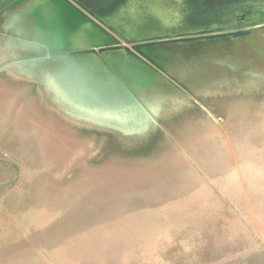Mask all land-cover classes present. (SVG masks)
Returning a JSON list of instances; mask_svg holds the SVG:
<instances>
[{
	"label": "rangeland",
	"instance_id": "374dc122",
	"mask_svg": "<svg viewBox=\"0 0 264 264\" xmlns=\"http://www.w3.org/2000/svg\"><path fill=\"white\" fill-rule=\"evenodd\" d=\"M117 1L107 21L133 40L264 19V0H220L228 12L208 19L217 0ZM45 7L61 37L63 8ZM240 30L145 45L183 87L145 65L124 68L141 109L92 54L68 62L86 65L76 68L81 98H68L67 58L0 69L5 111L35 120H0V264H264V22ZM77 33L72 49L100 43ZM5 48L0 67L15 53ZM24 82L31 92H15Z\"/></svg>",
	"mask_w": 264,
	"mask_h": 264
},
{
	"label": "water",
	"instance_id": "95a60500",
	"mask_svg": "<svg viewBox=\"0 0 264 264\" xmlns=\"http://www.w3.org/2000/svg\"><path fill=\"white\" fill-rule=\"evenodd\" d=\"M59 3V5L63 8V20L61 18L58 20L60 28L63 29L62 36L54 33L50 34L48 32L49 27L51 26V20L48 19L50 16L48 10L45 5L53 2V0H34L31 2L24 3L22 5L16 6L13 9H10L7 12V16L5 18L4 28L9 23H6V20H10L13 23L22 22V27H17L13 24V29L10 31H15L19 34V39H27L30 42L29 46L22 48L19 46V40H16L14 43L16 45L12 46L11 50L17 52V54L10 55L9 61L5 62L0 69L5 68L6 66H10L12 64L17 63H27L29 61H41L42 63H52L61 61L62 58H67L65 65L69 69L68 74V98L76 97L79 98L80 93L79 90L83 89L82 79L84 74L77 71L78 67H86L83 64H72L68 63L69 60L73 61L75 55H80L83 53H88L94 55L95 59H86L96 66V69L99 68V71L102 72L103 75L109 77V81L113 84L116 90L124 92L128 95L134 104L132 107L142 108V103L136 96L134 95L131 87V78L126 73L124 68H128L129 66L134 65H145L159 75H161L166 80L171 81V83L176 88H182L181 84L168 74L158 65L157 61L154 59V54L151 49L145 47V45H152L157 42H147V43H135L130 47L120 44V40H123L126 43L135 42L136 40L127 38L119 29L110 25L107 21V11L112 7H103V8H88L81 4H73L68 0H54ZM217 9L216 10H202V18H210L212 15H216L215 17L221 15L222 8L226 9L228 12L229 5L222 6L220 4V0H217ZM228 4V3H227ZM230 4V3H229ZM227 7V8H225ZM40 8V9H39ZM51 17V16H50ZM59 17H61L59 15ZM206 20V19H203ZM264 19L258 20L254 23H263ZM250 23H245L242 21H238L231 25H220L215 29L218 33L215 34H207L206 31L201 32L197 31V33L201 34L200 36H184L181 38H173L166 41L159 42H167V41H180V40H193L196 38H213V37H223L226 34H230L232 36H242L247 34L246 31L240 30L244 26L251 25ZM229 30H236L232 32H228ZM83 31L86 33H91L89 35L97 36L100 40V43L95 45H89L85 47H77L78 49H72L71 44L74 37L77 36V32ZM208 32H211L208 31ZM226 32V33H224ZM28 33V34H27ZM117 36L119 39H117ZM16 46V47H15ZM6 49V48H5ZM20 51V52H19ZM116 56L117 60L121 62H125V64H117L113 57ZM15 57V58H13ZM85 60V61H86ZM69 64V65H68ZM88 66V65H87ZM75 67V68H73ZM74 70V71H73ZM11 71V70H10ZM98 70L91 71L93 74L98 73ZM111 77V78H110ZM113 81L117 84H114ZM82 94L80 95V98ZM144 107V106H143ZM135 109V108H134ZM145 111V108H143ZM143 111V110H142Z\"/></svg>",
	"mask_w": 264,
	"mask_h": 264
},
{
	"label": "flooded vegetation",
	"instance_id": "af4514ba",
	"mask_svg": "<svg viewBox=\"0 0 264 264\" xmlns=\"http://www.w3.org/2000/svg\"><path fill=\"white\" fill-rule=\"evenodd\" d=\"M31 1H34V0H0V38L8 37V38H11L13 40H16L15 36H17L16 35L17 33L15 31H10V30L5 29L3 27V25L5 24V18L7 16V12L16 6H19V5H22L24 3L31 2ZM68 1H70L71 3H73L75 5L77 3L81 4V5L88 7V8H103V7L107 8V7L116 6L117 3H119L117 0H68ZM211 24L212 23H210V24L209 23L193 24L194 25L193 30H188V28H186L185 30L180 31L176 34H172V35L166 34V35H162V36L143 38L140 40H136L135 42H131L129 44L132 45L135 43H147V42L159 43V41H166V40L173 39L175 37H179L181 35H186V34H190L193 32L210 29ZM198 25H199V27H198ZM5 30H7V31L4 32ZM9 33H13V34H9ZM182 37H184V36H182ZM121 41H123V40H121ZM124 43H126V42H124ZM15 53H17V52H15Z\"/></svg>",
	"mask_w": 264,
	"mask_h": 264
},
{
	"label": "crops",
	"instance_id": "0c3cea01",
	"mask_svg": "<svg viewBox=\"0 0 264 264\" xmlns=\"http://www.w3.org/2000/svg\"><path fill=\"white\" fill-rule=\"evenodd\" d=\"M13 42H14V40L12 41V39L8 38V37L0 38V51L5 53V50H6L5 49V45L8 44V46L12 47V46H14ZM4 57L5 56H3L2 59ZM16 85H18V86L14 85L15 92L19 93L21 91L22 93H24V95H26V94L31 92L30 83L27 84V83L24 82V83H19V84H16ZM0 88H1V92H0V94H1V97H0V110L2 111L1 114H3V116L0 117V120H2V121L17 120V121H23V122H33V121H35L32 118V116L28 115L27 112L25 113L24 110H21V108H18V110L15 113H12L13 116L10 115V112H6L5 111V109H6L5 107H7V101H6L5 97H2V96H4V93H7V89H8V86H7L6 82H5V80L4 81L2 80ZM23 126H24L25 130H27V128H28L29 137L27 138V136H25V135L24 136H19L18 137V139H19L18 142H20V143L25 142V145H26V141L25 140H28V142H29L30 139H31L30 138L31 137L30 127L31 126L29 124H28V127L26 126V124H23ZM25 134H27V133H25ZM210 134H214V132L210 133ZM217 134H219L221 137L222 136H225V137L229 136V133H226V132H221V133L219 132Z\"/></svg>",
	"mask_w": 264,
	"mask_h": 264
}]
</instances>
